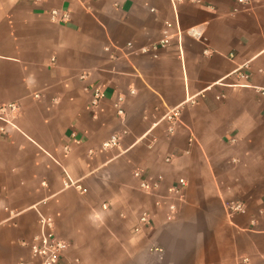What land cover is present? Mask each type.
Returning a JSON list of instances; mask_svg holds the SVG:
<instances>
[{
  "label": "crops",
  "instance_id": "1",
  "mask_svg": "<svg viewBox=\"0 0 264 264\" xmlns=\"http://www.w3.org/2000/svg\"><path fill=\"white\" fill-rule=\"evenodd\" d=\"M261 87L264 0H0V108L17 107L0 119V264H37L39 215L80 264H264Z\"/></svg>",
  "mask_w": 264,
  "mask_h": 264
},
{
  "label": "built area",
  "instance_id": "2",
  "mask_svg": "<svg viewBox=\"0 0 264 264\" xmlns=\"http://www.w3.org/2000/svg\"><path fill=\"white\" fill-rule=\"evenodd\" d=\"M248 0H236V3L239 5H245L247 4ZM52 18L54 19L56 16V13H51ZM175 27H177V23L174 24ZM165 27L167 30L171 29L173 27V24L171 23H165ZM165 37L161 39L158 43L152 44L151 46L147 48L140 49V52L143 54H154V57H156L155 52H157L159 49H163L168 46L169 44V38L166 36L167 32H164ZM191 34L200 39L201 34L191 30ZM130 46V45H129ZM229 58L232 59V56ZM248 66L247 64H244L243 66L237 68L233 73L230 74V77L233 78L234 83L231 85L232 87H243L245 86L246 82L249 79V75L247 74ZM258 91L262 97H264V87L258 88ZM103 98V94L95 89L93 91V99L91 101V108H97L98 102ZM121 100H119L120 102ZM190 102L193 103V100ZM117 108V115L122 116L123 110L121 108H118V104H116ZM17 107L15 104H10L4 107L0 108V119L5 120L6 118L10 116L11 113L15 112ZM180 116H181V108L176 107L168 112H166L163 116V120L169 124V132H172V126L180 122ZM3 129L0 128V132L2 133ZM120 137L119 135H112L109 140L104 142L101 146V151H106L109 149H112L114 147H117L119 145ZM166 162H169L170 159H166ZM134 176L136 178H140V173L135 172ZM161 181V178H158L156 181L149 183L145 180L140 182L139 188L141 191L145 193H154L159 188V182ZM63 185L65 187H72L77 190H80L82 193H85L86 190L82 189L76 182L71 181L67 176H65V180L63 182ZM186 187V181L184 179H178L176 184L170 187L167 190V194L170 198L175 199H181L182 197V191ZM159 200L156 201V206L160 207L162 202ZM103 209H106L105 206H103ZM228 211L230 213H242L244 211V206L240 203H232L228 206ZM168 216L167 220L172 219V215L175 213V206L173 204L168 206ZM150 225V219L146 213L142 214L140 218L138 219L137 226L134 227L133 231L135 233L140 232L142 229H145L149 227ZM39 226L40 231L39 233L34 236L31 239V242L28 244L29 253L32 257V259L37 264H80L78 259H68L66 258V253L68 250V244L59 239L55 234V226L54 221L52 218L48 216L39 215ZM244 262H247L246 259H244ZM19 264H27L25 262H21Z\"/></svg>",
  "mask_w": 264,
  "mask_h": 264
}]
</instances>
